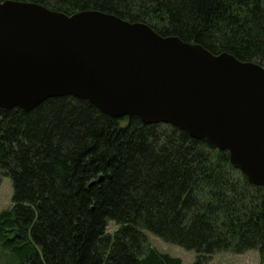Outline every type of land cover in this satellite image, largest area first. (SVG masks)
<instances>
[{
    "label": "trees",
    "instance_id": "trees-1",
    "mask_svg": "<svg viewBox=\"0 0 264 264\" xmlns=\"http://www.w3.org/2000/svg\"><path fill=\"white\" fill-rule=\"evenodd\" d=\"M15 1L115 14L264 67V0ZM0 176L13 186L0 245L19 264H181L144 231L194 250L193 264L250 249L264 264V186L177 126L112 117L71 95L0 108Z\"/></svg>",
    "mask_w": 264,
    "mask_h": 264
},
{
    "label": "water",
    "instance_id": "water-1",
    "mask_svg": "<svg viewBox=\"0 0 264 264\" xmlns=\"http://www.w3.org/2000/svg\"><path fill=\"white\" fill-rule=\"evenodd\" d=\"M63 95L177 126L264 186L263 66L115 14L0 0V108L29 111Z\"/></svg>",
    "mask_w": 264,
    "mask_h": 264
},
{
    "label": "rangeland",
    "instance_id": "rangeland-1",
    "mask_svg": "<svg viewBox=\"0 0 264 264\" xmlns=\"http://www.w3.org/2000/svg\"><path fill=\"white\" fill-rule=\"evenodd\" d=\"M13 186L8 176H0V211L11 208ZM117 225L108 221L107 231L112 232ZM148 245L158 251L181 259V264H193L196 259L194 250H187L178 245L168 243L151 232L144 231ZM260 253L257 249H250L243 253L221 251L212 254L204 264H260ZM0 264H19L17 257L9 249L0 245Z\"/></svg>",
    "mask_w": 264,
    "mask_h": 264
}]
</instances>
